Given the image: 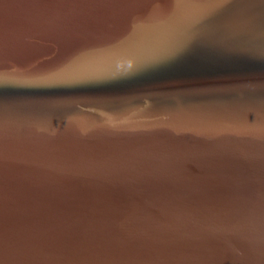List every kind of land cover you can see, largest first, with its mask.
I'll list each match as a JSON object with an SVG mask.
<instances>
[{"label":"water","instance_id":"1","mask_svg":"<svg viewBox=\"0 0 264 264\" xmlns=\"http://www.w3.org/2000/svg\"><path fill=\"white\" fill-rule=\"evenodd\" d=\"M0 264H264V0H0Z\"/></svg>","mask_w":264,"mask_h":264}]
</instances>
